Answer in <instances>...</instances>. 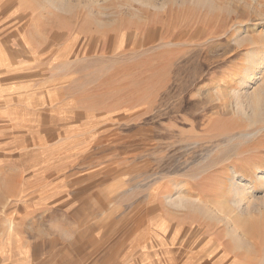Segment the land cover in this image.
I'll use <instances>...</instances> for the list:
<instances>
[{
  "label": "rangeland",
  "instance_id": "374dc122",
  "mask_svg": "<svg viewBox=\"0 0 264 264\" xmlns=\"http://www.w3.org/2000/svg\"><path fill=\"white\" fill-rule=\"evenodd\" d=\"M253 41L264 0H0V264H264Z\"/></svg>",
  "mask_w": 264,
  "mask_h": 264
},
{
  "label": "bare ground",
  "instance_id": "6f19581e",
  "mask_svg": "<svg viewBox=\"0 0 264 264\" xmlns=\"http://www.w3.org/2000/svg\"><path fill=\"white\" fill-rule=\"evenodd\" d=\"M250 44H251V47L247 50V53H246L247 54L246 66H245V71L242 74L243 78L239 82L240 86H243L244 88L249 89V90L252 89V92L249 95V97L245 95L247 96L246 99L248 102V103L246 102L247 103L246 107L242 105L239 100L241 95H243L241 93L240 88H234L232 96L236 98L234 104H236L237 111H238L237 113H246V114L249 113L247 111V107H248L253 112L252 113L250 111L253 117H255V119L257 120V117L258 118L263 117L262 119H264V51L259 47L258 45L259 42L253 41ZM241 100L243 101V98ZM248 118H249V115H248ZM254 174L255 175L253 177L259 178L257 182L260 183L259 184L260 188L264 189V170H262L260 166H257L254 170ZM245 178H246V175L244 173L240 172L237 168H233V171L231 175L228 176L226 180L227 183L224 186L225 187L224 195L225 196L230 195L231 196L230 201L233 202L234 207L238 208L240 211H242V213H244L245 210L247 211V209H251L252 207L251 201H250L251 196H250V193H247L248 192L247 187L244 182ZM232 228H231L232 231L235 232L236 231L235 227H232ZM230 234H233V233H230Z\"/></svg>",
  "mask_w": 264,
  "mask_h": 264
}]
</instances>
